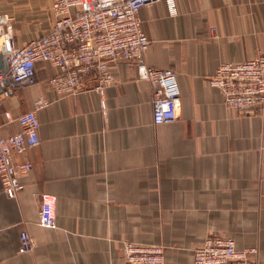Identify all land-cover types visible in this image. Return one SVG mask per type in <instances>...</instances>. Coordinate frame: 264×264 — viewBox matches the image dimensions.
<instances>
[{
	"label": "crops",
	"instance_id": "crops-1",
	"mask_svg": "<svg viewBox=\"0 0 264 264\" xmlns=\"http://www.w3.org/2000/svg\"><path fill=\"white\" fill-rule=\"evenodd\" d=\"M54 0H0V15L20 47L48 33ZM140 15L150 46L147 66L177 73L181 108L172 124L153 123L152 88L136 64L111 63L104 95L57 97L56 70L37 64L35 85L11 90L0 106V137L21 131L18 117L40 99V145L15 154L30 161L25 185L9 198L0 178V264H127L124 242L166 247L164 264H193L209 236L257 248L264 264V115L227 108L208 80L224 63L264 55V0H177ZM103 101L105 108L103 107ZM44 196L56 228L40 224ZM34 240L22 252L21 233Z\"/></svg>",
	"mask_w": 264,
	"mask_h": 264
},
{
	"label": "built area",
	"instance_id": "built-area-1",
	"mask_svg": "<svg viewBox=\"0 0 264 264\" xmlns=\"http://www.w3.org/2000/svg\"><path fill=\"white\" fill-rule=\"evenodd\" d=\"M160 1L165 3L169 17L179 15L177 0H54L50 31L23 47L18 45L8 25L10 18L0 15V49H6L7 59V71L0 80L8 79L11 90L35 85L37 64L48 63L56 70L50 87L57 97L79 93L89 78L95 80L92 90L104 95L114 83L110 64L132 62L137 66L139 81L149 83L152 88L153 123L172 124L179 117L182 103L177 73L146 65L150 39L140 15L143 7ZM208 83L220 90L227 108L243 115H264V55L224 63ZM6 94L0 93V106ZM49 104L46 99L38 100L33 110L18 117L19 133L0 137V178L5 194L11 199L25 188L20 176L33 168L30 161L16 163L14 156L40 145L37 110ZM47 197L44 196L40 224L56 228L54 208ZM20 238L22 252H31L32 236L24 231ZM165 250L161 244L127 241L123 243L122 257L127 264H164ZM257 252V248L238 250L231 237L209 236L194 250L193 264H252Z\"/></svg>",
	"mask_w": 264,
	"mask_h": 264
},
{
	"label": "water",
	"instance_id": "water-1",
	"mask_svg": "<svg viewBox=\"0 0 264 264\" xmlns=\"http://www.w3.org/2000/svg\"><path fill=\"white\" fill-rule=\"evenodd\" d=\"M7 71V59H6V49L3 47L0 49V76L4 77ZM10 82L8 79L0 80V93H3V88L9 86Z\"/></svg>",
	"mask_w": 264,
	"mask_h": 264
}]
</instances>
